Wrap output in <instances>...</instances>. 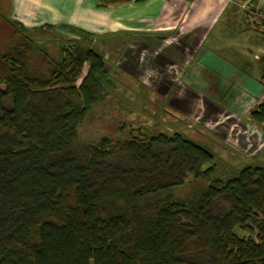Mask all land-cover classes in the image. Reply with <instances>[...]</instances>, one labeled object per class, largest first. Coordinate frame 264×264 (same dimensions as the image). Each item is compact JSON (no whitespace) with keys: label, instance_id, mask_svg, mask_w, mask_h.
<instances>
[{"label":"trees","instance_id":"1","mask_svg":"<svg viewBox=\"0 0 264 264\" xmlns=\"http://www.w3.org/2000/svg\"><path fill=\"white\" fill-rule=\"evenodd\" d=\"M132 1L146 0L98 6ZM6 22L0 264H264L263 167L221 173L208 150L179 133L82 142L89 113L111 88L93 47L106 39ZM43 32L74 37L52 46L35 37ZM250 116L264 124V101Z\"/></svg>","mask_w":264,"mask_h":264},{"label":"crops","instance_id":"2","mask_svg":"<svg viewBox=\"0 0 264 264\" xmlns=\"http://www.w3.org/2000/svg\"><path fill=\"white\" fill-rule=\"evenodd\" d=\"M7 6V19L28 30L63 26L108 40L138 38L142 50L168 46L171 51L162 59H173L168 67L174 73V96L179 94L172 103L185 117L202 103L212 117L219 113L215 104H221L237 118L246 101L258 105L261 100L263 40L247 26L245 14L225 0H146L107 8H100L98 0H7ZM172 117L175 123L182 120Z\"/></svg>","mask_w":264,"mask_h":264},{"label":"rangeland","instance_id":"3","mask_svg":"<svg viewBox=\"0 0 264 264\" xmlns=\"http://www.w3.org/2000/svg\"><path fill=\"white\" fill-rule=\"evenodd\" d=\"M7 14V0H0V49L11 41L12 29L6 22ZM58 35L43 32L37 33L35 37L52 46L58 45L59 39L72 38L66 33ZM105 41V45L97 42L93 47H98L104 55L111 88H107L105 99L96 104L89 113L88 121L79 136L82 142L97 141L102 136L124 140L130 134L149 137L158 133L172 135L179 132L186 139L208 150L214 157L212 164L221 173L231 174L247 166L264 168V124L254 121L249 111L256 108L257 103L249 104L246 101L244 113L237 115V118L229 116L226 107L221 104H215L219 113L212 117L205 103H199L196 110L192 109L187 117L182 113L180 115L172 103L179 96L178 92L174 96L176 87L173 85L176 84L171 80L174 73L168 67L173 59L170 55L164 56L168 62L162 59L163 53L171 51L168 46L161 45L156 48L155 45L149 50H142L144 47L141 39L131 36L114 37ZM162 42L163 45L168 44ZM157 53L161 56H157ZM87 68L88 65L84 64L77 86L85 76ZM198 71L196 70L197 73ZM257 76L258 70L254 68L252 80H256ZM199 77L200 74L196 79ZM178 89L182 93L183 88ZM208 91L211 93V90ZM199 92L201 96L206 95ZM239 100L240 97H237V101ZM262 101L261 98L258 104ZM176 115L182 119L178 123L172 117L176 118ZM186 190L187 186L176 194L183 195Z\"/></svg>","mask_w":264,"mask_h":264},{"label":"built area","instance_id":"4","mask_svg":"<svg viewBox=\"0 0 264 264\" xmlns=\"http://www.w3.org/2000/svg\"><path fill=\"white\" fill-rule=\"evenodd\" d=\"M235 5L246 16L248 27L257 32L260 36H264V0H225ZM264 56V50L261 52ZM256 59L259 57L256 56ZM262 100L264 101V75L261 79Z\"/></svg>","mask_w":264,"mask_h":264}]
</instances>
